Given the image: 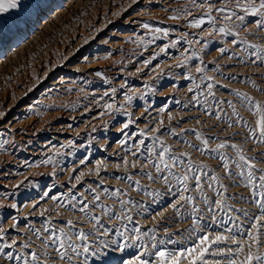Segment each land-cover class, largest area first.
Instances as JSON below:
<instances>
[{
    "label": "rangeland",
    "instance_id": "374dc122",
    "mask_svg": "<svg viewBox=\"0 0 264 264\" xmlns=\"http://www.w3.org/2000/svg\"><path fill=\"white\" fill-rule=\"evenodd\" d=\"M235 4L20 0L18 8L0 14V264H61L58 245L48 239L60 229L73 237L84 230L90 250L101 252L73 256V264L151 262L155 252L191 246L204 232L239 238L250 217L261 214L258 194L246 186L247 169L245 177L226 175L221 159L233 173L240 154L264 169V143L250 135L257 117L235 95L264 104V56L248 47L264 48V24L257 27L259 17L239 20L245 14ZM232 11L236 15L224 19ZM197 20L204 23L194 27ZM229 101L238 104L239 115ZM197 134L210 141L209 149L223 141L240 152L230 146L205 150ZM152 138L157 151L163 142L177 155L187 153L185 164L190 160L202 175L203 191L193 203L173 209L182 186L147 179L148 173L160 175L148 163ZM92 217L101 220L95 235ZM198 217L203 231L193 230ZM259 251L264 254V247ZM33 252L38 262L31 260ZM206 258L226 264L223 256Z\"/></svg>",
    "mask_w": 264,
    "mask_h": 264
},
{
    "label": "snow or ice",
    "instance_id": "6c2138e0",
    "mask_svg": "<svg viewBox=\"0 0 264 264\" xmlns=\"http://www.w3.org/2000/svg\"><path fill=\"white\" fill-rule=\"evenodd\" d=\"M20 0H0V14L6 13L9 10L16 9L19 6ZM235 8L239 11L243 12L245 15L237 17L239 20L243 21L245 16L259 17L260 23L257 24V27H260L264 24V0H236ZM209 22L212 21L211 17V7H209ZM220 12H225L226 9L221 7L219 9ZM230 11V10H229ZM236 13L234 11L231 12L230 15H225L224 19H231L232 16H235ZM176 19L177 17H172ZM2 23V22H0ZM204 23L203 20H197L193 24L194 27H200ZM145 28L148 27L147 24L144 25ZM156 31H160L156 29ZM219 32L226 33L225 28H220ZM235 35V33H233ZM250 49H252V55L254 56H264V48H260L257 45L250 44L248 45ZM221 53L225 50L220 49ZM197 72H202L203 69L197 68ZM208 80H211V77H207ZM209 90L212 89L213 85L209 83L207 85ZM115 91V90H113ZM261 91H264L262 89ZM210 94L215 98L214 93ZM236 97L239 98V105H242L247 111H249L253 116H256L255 126L252 128L250 135L258 136L261 143H264V104L261 102L254 100L253 97L245 94L236 92ZM131 97H129V101H131ZM228 106L233 109V112L236 115H239L237 111L238 104L233 103L232 101L228 102ZM108 108H112L111 104L107 105ZM217 120H220L221 117L217 116ZM232 125L229 124V127ZM124 127H128L127 124ZM144 136L143 133H141ZM197 140L201 141L203 148L210 152H220L227 147H231L236 149L237 154H239L240 149L236 144H227L226 142H220L216 145L214 149H209L208 145L210 141L208 139L203 138L199 134H197ZM153 139L152 146H146L149 164H154L155 172L160 174L158 177L153 176L151 173H148L147 179L149 181H155L156 179H163L166 184H170L173 181L178 182L182 187L180 189L179 199L176 203L172 205L173 209H178V206L181 202L185 204L193 203L195 199V194L203 191L202 186V175H196L194 173V169L190 160L185 164V160L187 159V153L175 154L169 147L165 146L163 142H160V150L157 151L155 148V140ZM140 145L145 144V140H140ZM135 155V153H134ZM223 161V168L225 170L226 175H239L241 177H245L244 169H247L246 174V186H250L252 189V194L254 197H259L258 202V210L261 211L260 215H255L250 217L251 223L247 229L239 234V238L237 236H226L223 233H216L214 236L210 232H204L203 235H200L196 240L193 241L191 246L182 247L178 251H169L167 249H161L155 252V260L151 261L149 259H141L137 258L135 264H182L183 260H187L188 264H209L207 260L208 255L212 256H223L226 257V264H264V254L260 253L259 249L264 247V169L256 168V160L253 158H246L244 155H239V160L235 162V167L238 170L233 173L228 159L225 156H221ZM264 162V161H262ZM125 165L128 164V161H124ZM178 166H182L179 167ZM189 173H193V175H189ZM257 173H259L257 177ZM131 179V177H128ZM212 181H219L218 175H212L210 178ZM194 180L195 187L193 188L190 185V181ZM139 181H135L137 187H139ZM211 187V185H209ZM192 192L193 194L186 195V193ZM151 194V193H150ZM115 196H119V192L113 193ZM95 199L98 201L100 197L97 195ZM125 202L121 201V205L123 206ZM221 204L217 201V207H220ZM15 207V205H13ZM85 208L80 209L81 211H85ZM195 210V209H194ZM247 215V213L245 214ZM129 221H131L132 217H127ZM95 220V224L93 226V235L96 234L95 229L96 226L101 225V220L92 217ZM120 219V217H117ZM198 219H203V217H198L197 219H193V230L200 229V225L198 224ZM214 222V221H213ZM69 226L74 227L73 222L69 220ZM203 231V229H200ZM2 231V230H0ZM135 233L139 234L141 232L140 228L134 229ZM229 233L232 232V229H227ZM107 235V233H103ZM137 240H139V235H137ZM0 239H3V236H0ZM50 243L53 245H58L55 248V253L58 257L59 262L61 264H73V256L79 257L82 254H86L87 256L98 257L101 255L100 251L95 249L90 250V246H88L87 242L89 240V235L85 233L84 230H79L75 233V237L70 235L68 232H65L63 229H60L59 236L53 235L48 238ZM79 241L80 243H74L73 240ZM163 243V242H162ZM15 244V241L12 244H5L3 247H12ZM226 245L225 247H221V245ZM227 245H235V247H230ZM28 245L25 244V247ZM155 246V245H154ZM253 246H255V251L253 250ZM48 247V244H45V248ZM124 246H120V250L123 251ZM243 254V255H242ZM242 257V258H241ZM8 259L11 260L13 257L11 255L8 256ZM16 260H19L20 257H15ZM31 260L34 262L39 261V257L35 252L31 254ZM25 264H28V260L25 259ZM215 264H220V261H215Z\"/></svg>",
    "mask_w": 264,
    "mask_h": 264
},
{
    "label": "bare ground",
    "instance_id": "6f19581e",
    "mask_svg": "<svg viewBox=\"0 0 264 264\" xmlns=\"http://www.w3.org/2000/svg\"><path fill=\"white\" fill-rule=\"evenodd\" d=\"M88 69V68H87ZM14 121H17V118L14 119ZM10 125V124H9ZM13 128H15V126H13ZM23 139V138H22ZM12 157V156H11Z\"/></svg>",
    "mask_w": 264,
    "mask_h": 264
}]
</instances>
